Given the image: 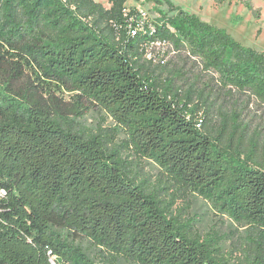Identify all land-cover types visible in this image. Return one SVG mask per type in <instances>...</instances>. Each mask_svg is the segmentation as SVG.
<instances>
[{"label": "trees", "instance_id": "1", "mask_svg": "<svg viewBox=\"0 0 264 264\" xmlns=\"http://www.w3.org/2000/svg\"><path fill=\"white\" fill-rule=\"evenodd\" d=\"M107 2L0 0V264H231L174 210L187 195L264 264V123L247 118L264 53L170 2L144 29ZM93 108L112 124L82 126Z\"/></svg>", "mask_w": 264, "mask_h": 264}, {"label": "rangeland", "instance_id": "2", "mask_svg": "<svg viewBox=\"0 0 264 264\" xmlns=\"http://www.w3.org/2000/svg\"><path fill=\"white\" fill-rule=\"evenodd\" d=\"M108 9L107 0H95ZM172 3L180 9L197 15L201 20L213 24L229 33L243 46L264 53V0H127V11L134 10L141 22V28L154 24L161 17V13H168ZM163 50H167L164 48ZM159 46L149 49L150 58L162 53ZM173 53H169L166 60H171ZM158 60H155L156 64ZM65 99H69L71 93L64 92ZM248 119H253V126L264 123L262 111L253 108ZM82 126L96 129L98 126L107 127L112 124L111 119L98 108L85 112L81 120ZM264 138V130H263ZM130 159H134L130 157ZM137 171L140 177L150 183H157L160 175L159 168L150 161L142 160L138 163ZM177 213L192 221L194 230L201 236L209 234L217 235L222 247V252L231 264H248L249 245L245 240L244 229L235 224L223 214L217 212L212 205L196 195H187L179 198L174 204Z\"/></svg>", "mask_w": 264, "mask_h": 264}, {"label": "built area", "instance_id": "3", "mask_svg": "<svg viewBox=\"0 0 264 264\" xmlns=\"http://www.w3.org/2000/svg\"><path fill=\"white\" fill-rule=\"evenodd\" d=\"M132 34L134 35L135 32H132ZM5 194H6L5 190L2 189V188H0V198L3 197V196H5ZM50 263H51V264H54V262H53V258L50 259Z\"/></svg>", "mask_w": 264, "mask_h": 264}]
</instances>
